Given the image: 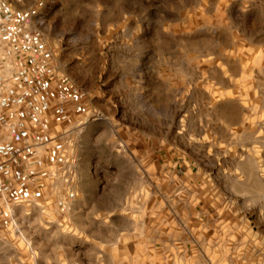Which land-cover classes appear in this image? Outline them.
Wrapping results in <instances>:
<instances>
[{"label": "rangeland", "instance_id": "rangeland-1", "mask_svg": "<svg viewBox=\"0 0 264 264\" xmlns=\"http://www.w3.org/2000/svg\"><path fill=\"white\" fill-rule=\"evenodd\" d=\"M8 2L78 92L43 196L0 195V264H264V0Z\"/></svg>", "mask_w": 264, "mask_h": 264}, {"label": "built area", "instance_id": "built-area-1", "mask_svg": "<svg viewBox=\"0 0 264 264\" xmlns=\"http://www.w3.org/2000/svg\"><path fill=\"white\" fill-rule=\"evenodd\" d=\"M32 13L0 0V195L4 199L43 196L38 175L42 162L35 154L42 145L57 143L44 127L47 107L78 92L44 57L40 36L32 28ZM50 159V173L55 176L59 159ZM12 168L16 176L23 170L29 178L19 188L6 180Z\"/></svg>", "mask_w": 264, "mask_h": 264}, {"label": "crops", "instance_id": "crops-1", "mask_svg": "<svg viewBox=\"0 0 264 264\" xmlns=\"http://www.w3.org/2000/svg\"><path fill=\"white\" fill-rule=\"evenodd\" d=\"M260 229L264 230V223L261 224Z\"/></svg>", "mask_w": 264, "mask_h": 264}]
</instances>
